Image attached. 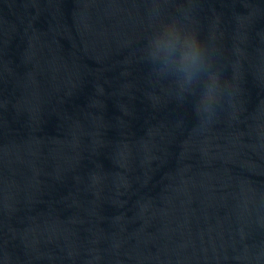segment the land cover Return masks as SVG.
I'll return each mask as SVG.
<instances>
[{
	"label": "water",
	"instance_id": "95a60500",
	"mask_svg": "<svg viewBox=\"0 0 264 264\" xmlns=\"http://www.w3.org/2000/svg\"><path fill=\"white\" fill-rule=\"evenodd\" d=\"M215 50L199 125L142 52ZM0 264H264V0H0Z\"/></svg>",
	"mask_w": 264,
	"mask_h": 264
},
{
	"label": "clouds",
	"instance_id": "9594fccd",
	"mask_svg": "<svg viewBox=\"0 0 264 264\" xmlns=\"http://www.w3.org/2000/svg\"><path fill=\"white\" fill-rule=\"evenodd\" d=\"M187 21V17L159 16L152 26L142 57L157 81L170 85L181 104L191 98V112L199 125L210 124L218 108L231 103V84L216 65L214 48Z\"/></svg>",
	"mask_w": 264,
	"mask_h": 264
}]
</instances>
